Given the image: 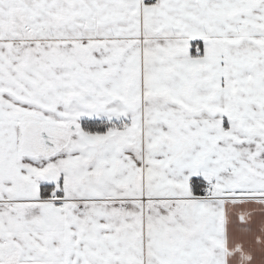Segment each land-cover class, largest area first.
Here are the masks:
<instances>
[{
  "label": "snow or ice",
  "instance_id": "6c2138e0",
  "mask_svg": "<svg viewBox=\"0 0 264 264\" xmlns=\"http://www.w3.org/2000/svg\"><path fill=\"white\" fill-rule=\"evenodd\" d=\"M0 264H264V0H0Z\"/></svg>",
  "mask_w": 264,
  "mask_h": 264
}]
</instances>
